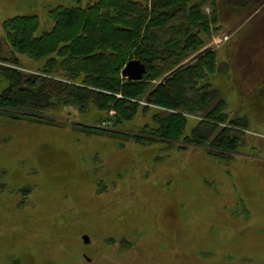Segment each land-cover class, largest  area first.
Listing matches in <instances>:
<instances>
[{
    "label": "rangeland",
    "instance_id": "rangeland-1",
    "mask_svg": "<svg viewBox=\"0 0 264 264\" xmlns=\"http://www.w3.org/2000/svg\"><path fill=\"white\" fill-rule=\"evenodd\" d=\"M101 1L0 0V38L16 52L0 46V67L10 69L0 68V93L14 71L36 83L53 72L80 94L51 92L41 107L0 98V264H264V0H187L207 25L162 72L150 65L131 80L119 70L121 84L140 81L136 96L83 81L88 69L69 79L64 65L47 63L64 58L62 42L31 51L7 37L19 25L33 37L71 26L67 9ZM207 50V75L187 81V69L176 82L187 97L214 89L206 108L148 98L181 66L205 63ZM111 99L134 111L103 105ZM218 99L219 119L206 117ZM158 111L180 112L178 131H154L165 122ZM210 121L209 135L194 132ZM221 128L235 135L229 145L212 140Z\"/></svg>",
    "mask_w": 264,
    "mask_h": 264
},
{
    "label": "trees",
    "instance_id": "trees-1",
    "mask_svg": "<svg viewBox=\"0 0 264 264\" xmlns=\"http://www.w3.org/2000/svg\"><path fill=\"white\" fill-rule=\"evenodd\" d=\"M150 1V6H148L138 0H105L95 3L93 6L82 7L81 12H76L78 14L71 12L74 9H67L65 15L69 17V20L74 21L71 26L55 25L51 31L33 37L31 35V29L33 27L28 28L25 25H19L17 29H7V37L9 35V40L12 42L14 40L16 44H25L31 51L34 49L35 45H42V47L39 46L42 49H35L36 51H41L45 50L47 46L54 47L55 44L62 42L59 50L64 53V58L61 57L62 60L58 62L57 58L59 57L56 56V58L50 55L47 59V63L64 65L63 67H65L69 79L73 78L74 71L88 69L90 72L85 73L86 77L83 81L89 82L90 78H93V80L102 81L104 87H108L111 90L125 91V87H130L132 92L134 90L133 95L136 96V89L139 88L140 81L127 82V85H123L119 79V70L123 68L125 63L135 57L134 59H139L143 62L146 68L151 65L162 72L170 63H174L175 60L184 57L190 40H193L195 37V33L192 30H197L207 25V17L198 14L200 13L198 9L199 6L195 4L196 6L191 5L188 7L186 5L187 0ZM174 15L175 20H177L174 26L166 25L167 18H172ZM27 29L28 31L26 32L25 30ZM64 38L70 39V41H67L68 43H63ZM4 41L6 45L10 44V41H8L6 37H1L0 46H2ZM20 46L22 47V45ZM52 47L46 48V50ZM9 51H11L12 54L13 52L16 53L11 44L9 46ZM206 52L207 58L205 63L199 65L197 63H192L190 66H181L179 69L175 70L169 78L160 82V84L153 89L151 94L148 95V98L152 99L153 97L156 98L159 96L164 103H175L184 108L189 106L184 104L186 99L189 98L192 99L190 101L194 103L193 106L199 107L198 110H200V108L202 110L206 108L208 101L216 96V91L214 89L210 91H201V94H197L199 90L194 88L192 89L193 96L187 97L184 95L187 92L176 84L177 77L183 76L184 73L181 72L187 69L190 70V75L188 74L186 77L187 81L195 80L201 77L202 74L204 76L207 75L208 70L214 67L213 61L215 55L213 50H207ZM130 54H132L131 56L133 57H131ZM128 56L130 57L127 58ZM13 57L15 60L19 59L17 55ZM199 57H197V59H199ZM124 58H126V61H124L120 67L117 66L118 62ZM114 61L115 63H113ZM226 64V62H223L221 66L225 68ZM46 66L42 68L47 70ZM0 68L10 71V69L4 67ZM50 69L48 68V70ZM72 69L74 71H72ZM99 73H102L103 76H99ZM49 74H51V76L41 77V80L36 83V79H40L39 77L30 74L21 75L12 71L8 74L12 85L10 87L13 88V86L19 85V83L23 84L14 90L10 89V87L7 88L4 91L5 93H0V98H7L16 102L23 100L27 105L41 107L47 100L48 93H67L70 89L68 82L57 78V75L55 76L53 72ZM206 83L209 84L207 81ZM69 91L74 97L80 96V94L75 91ZM98 96H101L100 93ZM111 100L112 101L105 100L103 105L106 104L108 108H116L117 112L121 111L122 108L126 111H134L135 105L133 103L127 104V102H124L122 105L121 99ZM220 102L221 100L218 99L215 107L208 110L206 117L210 118V116H214L216 117L215 119H219L218 115L214 112L217 111L216 109ZM179 113H168L165 111L163 113L159 111L156 112L155 117H160V115H162L161 118L164 117L165 122H162L161 127L160 125L157 128L153 127L154 131H161L163 133H170V130L178 131L176 127H178V124L182 123L181 117L179 119ZM170 121L172 123H170ZM200 123L201 126L195 127L194 132L201 134L202 136L200 137L204 138L205 134L209 135L213 131L210 130L212 128L208 127L210 125L209 123L212 122ZM170 125L172 128L169 127ZM225 130L227 131L224 132ZM231 131L232 130L228 128H221L212 140L216 143L220 141L224 145H229L234 141L233 137H235ZM220 132L222 134L217 138Z\"/></svg>",
    "mask_w": 264,
    "mask_h": 264
},
{
    "label": "water",
    "instance_id": "water-1",
    "mask_svg": "<svg viewBox=\"0 0 264 264\" xmlns=\"http://www.w3.org/2000/svg\"><path fill=\"white\" fill-rule=\"evenodd\" d=\"M146 66L139 59L128 60L121 70V74L131 80H139L142 78ZM84 242H88L89 238L86 234L82 235Z\"/></svg>",
    "mask_w": 264,
    "mask_h": 264
}]
</instances>
